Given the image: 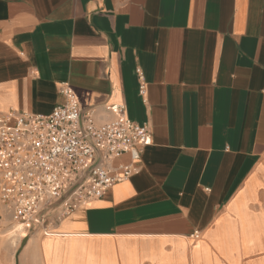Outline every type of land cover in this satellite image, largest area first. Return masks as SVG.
Returning <instances> with one entry per match:
<instances>
[{"label": "crops", "instance_id": "obj_1", "mask_svg": "<svg viewBox=\"0 0 264 264\" xmlns=\"http://www.w3.org/2000/svg\"><path fill=\"white\" fill-rule=\"evenodd\" d=\"M64 82L152 143L19 264H264V0H0V110L49 114Z\"/></svg>", "mask_w": 264, "mask_h": 264}, {"label": "built area", "instance_id": "obj_2", "mask_svg": "<svg viewBox=\"0 0 264 264\" xmlns=\"http://www.w3.org/2000/svg\"><path fill=\"white\" fill-rule=\"evenodd\" d=\"M137 73L143 95L145 77L141 70ZM60 93L64 101L49 114L0 110V227L7 223L24 238L52 233L48 216L57 206V219L64 218L129 178L144 147L152 143L149 126L129 118L125 105H107L113 117L98 123L93 113L84 115L68 83L61 84ZM124 153L132 161L115 167ZM87 171L83 182L58 204Z\"/></svg>", "mask_w": 264, "mask_h": 264}, {"label": "rangeland", "instance_id": "obj_3", "mask_svg": "<svg viewBox=\"0 0 264 264\" xmlns=\"http://www.w3.org/2000/svg\"><path fill=\"white\" fill-rule=\"evenodd\" d=\"M21 232L7 223L0 227V264H19L18 256L26 238L21 237Z\"/></svg>", "mask_w": 264, "mask_h": 264}, {"label": "water", "instance_id": "obj_4", "mask_svg": "<svg viewBox=\"0 0 264 264\" xmlns=\"http://www.w3.org/2000/svg\"><path fill=\"white\" fill-rule=\"evenodd\" d=\"M87 173H88V171L82 176V178L66 194H64V196L58 201V204L62 203L65 199H67L71 195V193L83 182Z\"/></svg>", "mask_w": 264, "mask_h": 264}]
</instances>
